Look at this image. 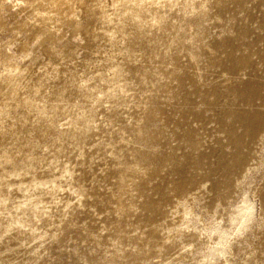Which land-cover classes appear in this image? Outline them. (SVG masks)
Wrapping results in <instances>:
<instances>
[{"label": "rangeland", "instance_id": "rangeland-1", "mask_svg": "<svg viewBox=\"0 0 264 264\" xmlns=\"http://www.w3.org/2000/svg\"><path fill=\"white\" fill-rule=\"evenodd\" d=\"M263 217L264 0H0V264H264Z\"/></svg>", "mask_w": 264, "mask_h": 264}, {"label": "bare ground", "instance_id": "bare-ground-1", "mask_svg": "<svg viewBox=\"0 0 264 264\" xmlns=\"http://www.w3.org/2000/svg\"><path fill=\"white\" fill-rule=\"evenodd\" d=\"M219 208H220V207H218L217 210H218ZM190 214H191V211H189L185 216L188 217V216H190ZM263 218H264V217H263ZM197 219H198V218H197ZM199 219H202V218L200 217ZM263 220H264V219H263Z\"/></svg>", "mask_w": 264, "mask_h": 264}]
</instances>
